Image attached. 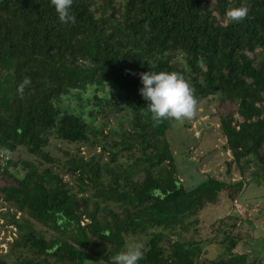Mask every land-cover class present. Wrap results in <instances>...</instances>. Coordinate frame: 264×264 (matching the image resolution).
<instances>
[{"label":"trees","instance_id":"16d2710c","mask_svg":"<svg viewBox=\"0 0 264 264\" xmlns=\"http://www.w3.org/2000/svg\"><path fill=\"white\" fill-rule=\"evenodd\" d=\"M242 3L248 18L228 21ZM71 12L76 23L63 24L51 0H0V148L11 150L0 157V264H112L129 235L147 237L139 264H249L247 253L206 255L237 224L204 214L264 180V0H74ZM150 71L182 74L199 106L228 104L220 130L240 179L184 186L166 137L175 121L154 126L140 95L138 74ZM107 82L128 127L105 131L62 109L64 96ZM94 97L115 109L116 97ZM52 137L78 145L54 157ZM21 148L32 159L14 158Z\"/></svg>","mask_w":264,"mask_h":264},{"label":"rangeland","instance_id":"374dc122","mask_svg":"<svg viewBox=\"0 0 264 264\" xmlns=\"http://www.w3.org/2000/svg\"><path fill=\"white\" fill-rule=\"evenodd\" d=\"M95 95L98 98L116 97L115 109L101 112L100 106L95 105ZM124 105L121 90L110 82H107L100 90L94 87L75 90L64 96L62 100V109L81 114L94 125L104 128L105 131L114 132L122 126L125 128L129 125L131 115ZM227 106L228 104L222 106L219 97L206 99L199 106L194 119L185 121L182 125L175 122L166 133L175 154L180 179L188 189L198 186L210 176L233 181L241 178L238 166L233 163V156L223 148L226 140L220 130V114L227 110ZM77 145L52 137L48 150L54 157L63 158L66 149H74ZM83 149L85 154L91 153L89 147ZM13 157L32 159V156L23 148L14 153ZM250 166L254 169L253 164ZM12 170L19 176L23 174L19 168ZM257 180V177L249 178L240 197L237 198L242 209H237L234 203L231 206L230 200L224 198L219 206L216 204L211 206L210 209L216 210L214 214L211 211L205 212V217L209 215L210 221L215 220L216 225H223L225 229L227 227L225 223L220 222L221 217L231 215V221L237 224L231 229L230 242L224 245L213 243L206 247L208 250L206 255L209 258H215L224 253H247L249 264H264V180L262 183ZM5 210L0 198V211ZM210 221L208 224L211 223ZM2 222L1 219L0 224ZM234 240L237 241L233 242ZM146 242L147 237L129 235L124 250L130 244L145 245ZM85 264H94V262L88 260Z\"/></svg>","mask_w":264,"mask_h":264},{"label":"clouds","instance_id":"9594fccd","mask_svg":"<svg viewBox=\"0 0 264 264\" xmlns=\"http://www.w3.org/2000/svg\"><path fill=\"white\" fill-rule=\"evenodd\" d=\"M51 4L61 23H76V17L71 12L74 0H51ZM249 11V7L242 3L240 7L228 9L225 16L228 21L240 23L248 18ZM138 75L143 85L139 90L140 95L148 102L147 109L154 126H159L166 120L182 125L197 116L199 100L195 96V89L182 74L175 71H150ZM30 85V77H25L18 85L17 92L21 98L25 88ZM0 157L10 158L11 150L0 148ZM145 252L143 243L130 244L112 257V264H139L144 259Z\"/></svg>","mask_w":264,"mask_h":264},{"label":"built area","instance_id":"2783aa9c","mask_svg":"<svg viewBox=\"0 0 264 264\" xmlns=\"http://www.w3.org/2000/svg\"><path fill=\"white\" fill-rule=\"evenodd\" d=\"M234 206H235L237 209H242V207H241V203H239V201H238L237 199L234 201ZM0 239H1V237H0ZM7 240H12V236H11V234L7 236ZM1 247L4 248V249H6V248H7V244H6V243H2V244H1Z\"/></svg>","mask_w":264,"mask_h":264},{"label":"crops","instance_id":"0c3cea01","mask_svg":"<svg viewBox=\"0 0 264 264\" xmlns=\"http://www.w3.org/2000/svg\"><path fill=\"white\" fill-rule=\"evenodd\" d=\"M240 200V199H239ZM241 201V200H240Z\"/></svg>","mask_w":264,"mask_h":264}]
</instances>
